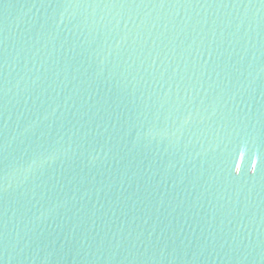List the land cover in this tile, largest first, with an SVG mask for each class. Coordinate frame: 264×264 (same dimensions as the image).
Segmentation results:
<instances>
[{
	"label": "water",
	"instance_id": "obj_1",
	"mask_svg": "<svg viewBox=\"0 0 264 264\" xmlns=\"http://www.w3.org/2000/svg\"><path fill=\"white\" fill-rule=\"evenodd\" d=\"M0 264H264V0H0Z\"/></svg>",
	"mask_w": 264,
	"mask_h": 264
}]
</instances>
